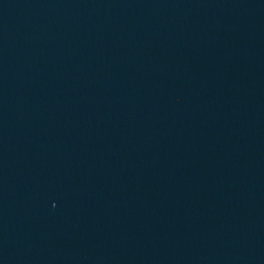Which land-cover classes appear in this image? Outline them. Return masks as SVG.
I'll return each instance as SVG.
<instances>
[{
	"label": "water",
	"instance_id": "obj_1",
	"mask_svg": "<svg viewBox=\"0 0 264 264\" xmlns=\"http://www.w3.org/2000/svg\"><path fill=\"white\" fill-rule=\"evenodd\" d=\"M0 264H264V0H0Z\"/></svg>",
	"mask_w": 264,
	"mask_h": 264
}]
</instances>
